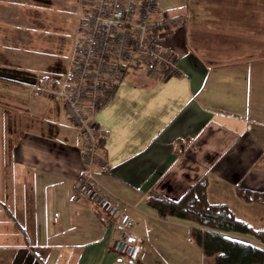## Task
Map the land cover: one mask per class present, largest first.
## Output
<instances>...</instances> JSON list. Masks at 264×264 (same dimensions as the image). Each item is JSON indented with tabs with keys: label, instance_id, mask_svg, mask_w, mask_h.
<instances>
[{
	"label": "crops",
	"instance_id": "obj_1",
	"mask_svg": "<svg viewBox=\"0 0 264 264\" xmlns=\"http://www.w3.org/2000/svg\"><path fill=\"white\" fill-rule=\"evenodd\" d=\"M78 2L0 0V264H215L189 221L145 199L179 198L204 176L209 201L264 228V203L236 193L264 189V0H157L186 18L162 35L181 74L132 66L97 113L93 171L129 204L144 240L137 260L115 254L105 215L73 199L83 136L62 100L34 87L62 81Z\"/></svg>",
	"mask_w": 264,
	"mask_h": 264
},
{
	"label": "built area",
	"instance_id": "obj_2",
	"mask_svg": "<svg viewBox=\"0 0 264 264\" xmlns=\"http://www.w3.org/2000/svg\"><path fill=\"white\" fill-rule=\"evenodd\" d=\"M78 5L75 42L62 81H42L34 87L39 95L61 99L83 136L85 167L75 182L73 199L89 202L105 215L115 254L137 260L144 240L133 231L136 221L129 204L105 194L93 171L102 137L96 116L112 99L119 78L132 66L143 67L148 73L181 74L179 54L164 45L162 35L186 18L159 9L157 0H79Z\"/></svg>",
	"mask_w": 264,
	"mask_h": 264
},
{
	"label": "trees",
	"instance_id": "obj_3",
	"mask_svg": "<svg viewBox=\"0 0 264 264\" xmlns=\"http://www.w3.org/2000/svg\"><path fill=\"white\" fill-rule=\"evenodd\" d=\"M206 184L202 176L179 198L150 196L145 200L162 218L189 221L191 239L205 255L214 256L215 264H264V228H254L237 217L226 203L209 201ZM236 193L243 200L264 203V189L237 185Z\"/></svg>",
	"mask_w": 264,
	"mask_h": 264
},
{
	"label": "rangeland",
	"instance_id": "obj_4",
	"mask_svg": "<svg viewBox=\"0 0 264 264\" xmlns=\"http://www.w3.org/2000/svg\"><path fill=\"white\" fill-rule=\"evenodd\" d=\"M65 35L67 36L68 33H65ZM3 90H7V88L4 87ZM1 110H2L3 112H5V113H8V108H7V106H5V105L0 104V111H1Z\"/></svg>",
	"mask_w": 264,
	"mask_h": 264
}]
</instances>
